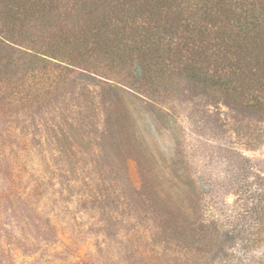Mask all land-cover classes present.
Returning <instances> with one entry per match:
<instances>
[{
    "label": "rangeland",
    "instance_id": "rangeland-1",
    "mask_svg": "<svg viewBox=\"0 0 264 264\" xmlns=\"http://www.w3.org/2000/svg\"><path fill=\"white\" fill-rule=\"evenodd\" d=\"M91 7L50 16L40 35ZM106 35L99 45L60 43L75 62L63 50H39L59 60L14 56V91H0V224L9 231L0 252L13 264H264V243L238 251L224 236L201 237L196 219L206 175L228 168L216 152H240L264 173V78L253 65L236 77L234 66L217 68L238 56L233 43L226 56L210 39L199 60L125 51L116 61Z\"/></svg>",
    "mask_w": 264,
    "mask_h": 264
},
{
    "label": "trees",
    "instance_id": "trees-1",
    "mask_svg": "<svg viewBox=\"0 0 264 264\" xmlns=\"http://www.w3.org/2000/svg\"><path fill=\"white\" fill-rule=\"evenodd\" d=\"M62 1L0 0V59L6 58V62L0 64V68H3L0 72V91L8 97L16 85L11 72L14 56H18L15 61L23 60L28 55L44 58L49 55L39 50L54 55L63 50V54L75 62L72 50H66L70 47L63 49L62 43L70 44L73 48L79 46V42L84 43V39L90 42V38V43L99 45L98 38H107V33L113 35L110 40L114 42L106 52L116 61L124 59L125 51L131 59L148 56L165 59L166 56L188 51L194 53L195 60H199L205 40L210 39L214 40L217 55L222 50V55L226 56V46L233 43L239 52H232L238 56L234 61L225 59L226 63L223 59V62L218 60L217 68L234 66L229 73L236 77L242 66L253 65L255 69L252 72L256 71L255 75L260 74L259 78H264V0ZM86 5L92 7L85 12L80 22L65 23L64 31L62 29L57 34L49 30L48 35H40L39 27L47 25L50 16L57 14L66 19L75 15L68 10L77 13ZM69 25L71 28L66 30ZM164 43L166 48L162 45ZM49 58L59 60L53 56ZM81 72L86 73L84 69ZM228 152L225 156L220 154V150L216 152L219 157L228 160L224 175L220 179L206 175L207 181L204 182L210 181L209 189L197 193L200 196L208 195L206 208L196 215L197 228L203 233L201 237L217 240L224 236L226 242L233 241L238 251H244L264 243V173L257 168L252 171L255 161L240 152ZM228 195L233 196L229 203L225 200ZM4 206L3 211H7L4 202L0 203V210ZM0 233L3 237L9 236V231L1 224ZM42 233L49 237L53 232L46 228ZM18 243L29 246L22 241ZM7 256L0 252V264H13ZM227 257L233 255L227 253ZM252 262L255 263L253 257ZM230 263L227 259L218 262ZM240 264H244L242 260Z\"/></svg>",
    "mask_w": 264,
    "mask_h": 264
}]
</instances>
